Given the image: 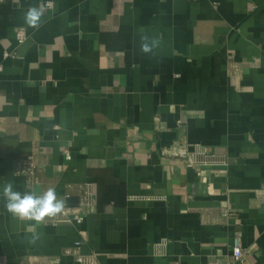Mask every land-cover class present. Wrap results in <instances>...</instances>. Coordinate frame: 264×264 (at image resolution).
<instances>
[{
  "label": "crops",
  "instance_id": "0c3cea01",
  "mask_svg": "<svg viewBox=\"0 0 264 264\" xmlns=\"http://www.w3.org/2000/svg\"><path fill=\"white\" fill-rule=\"evenodd\" d=\"M8 182L84 217L19 220L0 194V264H78L79 230L98 264H224L235 237L238 264H264V0H3Z\"/></svg>",
  "mask_w": 264,
  "mask_h": 264
},
{
  "label": "clouds",
  "instance_id": "9594fccd",
  "mask_svg": "<svg viewBox=\"0 0 264 264\" xmlns=\"http://www.w3.org/2000/svg\"><path fill=\"white\" fill-rule=\"evenodd\" d=\"M46 6L30 5L24 12V23L33 28L39 29ZM162 37L159 35H142L140 37V51L145 55L155 54V50L160 48ZM2 194L4 198V208L12 217L19 220L34 221L37 224L45 221V218H53L62 213L65 209V201L58 197L54 188H49L43 193L34 191L21 192L15 189L12 182L3 186ZM34 236L33 239H38Z\"/></svg>",
  "mask_w": 264,
  "mask_h": 264
},
{
  "label": "built area",
  "instance_id": "2783aa9c",
  "mask_svg": "<svg viewBox=\"0 0 264 264\" xmlns=\"http://www.w3.org/2000/svg\"><path fill=\"white\" fill-rule=\"evenodd\" d=\"M2 1L3 0H0V3ZM44 6H46V9H52L53 3L51 1H46L44 3ZM15 39H16L18 44L24 43L27 39L25 30L22 28L17 29L15 32ZM180 154L185 155V151L181 149ZM65 158L67 160H70V154L67 151L65 153ZM21 172L29 174L30 171L23 170ZM87 189L88 190L86 191V193L88 194V197H89L91 195L90 188H87ZM85 204H86L85 206H87V207L90 206L88 199L85 201ZM73 215H74V217H72ZM83 215L84 214L80 208L73 211L72 208L65 206L64 211L62 213L58 214V217L54 220V223L59 224V223H73V222H75L76 224H81L83 221V217H84ZM78 235L80 237V241L85 240V233L83 231L79 230ZM80 241L75 243L74 248L66 249L65 254L66 255H73L72 251H75L76 253H75L74 259L78 264H98L97 259H96V255H94V254H88V255L80 254V252L78 251V248L81 245ZM241 257H242V248H241V244H240V239L238 237H235L233 240L231 259L229 261L225 262L224 264H238L241 261ZM211 264H220V263L215 261Z\"/></svg>",
  "mask_w": 264,
  "mask_h": 264
}]
</instances>
